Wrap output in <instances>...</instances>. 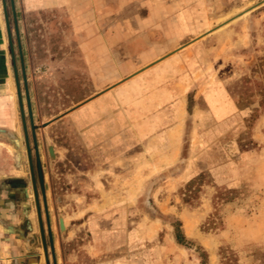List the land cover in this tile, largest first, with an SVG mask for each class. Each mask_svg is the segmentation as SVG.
I'll list each match as a JSON object with an SVG mask.
<instances>
[{
    "label": "rangeland",
    "instance_id": "374dc122",
    "mask_svg": "<svg viewBox=\"0 0 264 264\" xmlns=\"http://www.w3.org/2000/svg\"><path fill=\"white\" fill-rule=\"evenodd\" d=\"M13 8L0 0V63L13 79L37 239L20 254L36 264H264V0H184L190 31L172 51L142 66L119 53L98 69L47 29L48 16L23 30L18 0Z\"/></svg>",
    "mask_w": 264,
    "mask_h": 264
},
{
    "label": "crops",
    "instance_id": "0c3cea01",
    "mask_svg": "<svg viewBox=\"0 0 264 264\" xmlns=\"http://www.w3.org/2000/svg\"><path fill=\"white\" fill-rule=\"evenodd\" d=\"M18 28L39 29L48 16V30L63 31L72 50L84 54L93 68L103 67L104 57L116 65L115 54L127 53L141 66L172 51L189 35L183 16L184 0H18ZM54 18L53 21L51 20ZM51 18V19H50ZM19 29V30H20ZM21 33V32H20ZM0 16V52L6 48ZM19 47V46H18ZM20 49V48H19ZM129 57V58H130ZM131 59V60H132ZM13 79L5 58L0 63V262L8 260L9 247L24 250L35 237L34 208L30 209V186L24 180L21 137L17 125L14 93L7 90ZM24 211L31 230L23 227ZM3 220V224L1 226ZM7 223V224H6ZM20 226V229L17 230ZM28 227V226H27ZM33 229V230H32ZM34 235V236H33ZM13 240V241H11ZM14 242V243H13ZM37 243V239H36ZM35 243V244H36Z\"/></svg>",
    "mask_w": 264,
    "mask_h": 264
},
{
    "label": "flooded vegetation",
    "instance_id": "af4514ba",
    "mask_svg": "<svg viewBox=\"0 0 264 264\" xmlns=\"http://www.w3.org/2000/svg\"><path fill=\"white\" fill-rule=\"evenodd\" d=\"M23 215H24L23 216V219H24L23 227L25 228V230L28 229V231H29V230H31V225H30V223L26 222V219H25V217L27 218L26 211H24ZM2 225H4L3 220H2L1 226ZM16 229L19 230L20 226ZM35 243H36V237H30L29 240L26 241L24 244V250L25 251L33 250L35 248ZM9 248L10 249H9L8 254H9V257H11V258H9L6 261H3L2 263L0 262V264H36L35 260L33 259V256H24V255L20 254L21 249L17 250L16 248H12V247H9Z\"/></svg>",
    "mask_w": 264,
    "mask_h": 264
},
{
    "label": "water",
    "instance_id": "95a60500",
    "mask_svg": "<svg viewBox=\"0 0 264 264\" xmlns=\"http://www.w3.org/2000/svg\"><path fill=\"white\" fill-rule=\"evenodd\" d=\"M10 5H11L12 14H13V17H14L15 13H14V8H13V0H10ZM15 28H16V24H15ZM19 51H20V49H19ZM22 74H23L22 80H23V85H24V89H25V98H26V103H27V111H28V115H29L30 128H31V131H32L33 148H34V151H35L37 176H38V180H39V184H40V188H41V192H42V197L44 199L45 193H44V188H43V177H42V173H41V166H40V162H39V156H38V153H37V146H36L35 135H34V126H33L32 118H31V110H30V106H29V96H28V93H27L26 79L24 77L23 69H22ZM48 153H49V155L51 157L53 156V150H52V148L50 146H48ZM61 225H62L61 224V219L59 218V229L61 231H63L64 228Z\"/></svg>",
    "mask_w": 264,
    "mask_h": 264
},
{
    "label": "trees",
    "instance_id": "16d2710c",
    "mask_svg": "<svg viewBox=\"0 0 264 264\" xmlns=\"http://www.w3.org/2000/svg\"><path fill=\"white\" fill-rule=\"evenodd\" d=\"M175 240L177 244L183 245V236L181 235V232L179 230V227H175V234H174Z\"/></svg>",
    "mask_w": 264,
    "mask_h": 264
},
{
    "label": "bare ground",
    "instance_id": "6f19581e",
    "mask_svg": "<svg viewBox=\"0 0 264 264\" xmlns=\"http://www.w3.org/2000/svg\"><path fill=\"white\" fill-rule=\"evenodd\" d=\"M8 90H10V84L9 83H8ZM61 224H62L61 226L64 228L65 227V223H64V220L62 218H61Z\"/></svg>",
    "mask_w": 264,
    "mask_h": 264
}]
</instances>
